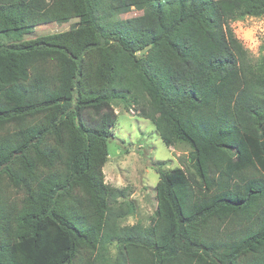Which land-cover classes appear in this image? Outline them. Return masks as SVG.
<instances>
[{
    "label": "trees",
    "instance_id": "obj_1",
    "mask_svg": "<svg viewBox=\"0 0 264 264\" xmlns=\"http://www.w3.org/2000/svg\"><path fill=\"white\" fill-rule=\"evenodd\" d=\"M246 17L264 0H0V34L82 19L0 44V264H264V56L228 26ZM127 99L191 149L148 226L104 182Z\"/></svg>",
    "mask_w": 264,
    "mask_h": 264
},
{
    "label": "rangeland",
    "instance_id": "obj_2",
    "mask_svg": "<svg viewBox=\"0 0 264 264\" xmlns=\"http://www.w3.org/2000/svg\"><path fill=\"white\" fill-rule=\"evenodd\" d=\"M141 14L142 12L132 10L128 14L118 16V19L125 20ZM81 21L82 19L58 21L24 29L19 33L0 34V44L63 32ZM228 26L253 61L264 56V17H246L229 22ZM112 108L116 121L107 142L108 158L103 168L104 182L110 188L123 193L124 198L119 199L117 203H134L135 212L125 218L121 225L148 226L156 210L155 185L159 173H166L175 168L193 172L191 149L183 143L165 146L153 124L140 117L139 105L132 99L114 101ZM104 249L101 251L103 255ZM110 249L109 254L113 258L115 249Z\"/></svg>",
    "mask_w": 264,
    "mask_h": 264
}]
</instances>
